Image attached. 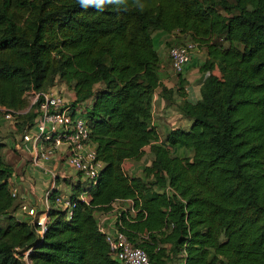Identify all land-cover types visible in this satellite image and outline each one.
Segmentation results:
<instances>
[{
  "label": "trees",
  "instance_id": "1",
  "mask_svg": "<svg viewBox=\"0 0 264 264\" xmlns=\"http://www.w3.org/2000/svg\"><path fill=\"white\" fill-rule=\"evenodd\" d=\"M157 32L175 45L196 42L206 74L199 98L179 103L189 128L161 140L151 124ZM178 76L177 89L162 87L166 98L184 96ZM57 81L76 103L91 99L85 118L103 167L87 202L72 187L69 218L53 190L40 235L10 214L12 169L0 138V264H24L16 247L31 249L32 264H122L97 214L126 199L136 212L121 211L116 228L150 264H264V0H0V106L22 110L26 90ZM33 116L19 114L16 131ZM146 146L151 164L129 174L124 162L140 160ZM179 146L191 155H173Z\"/></svg>",
  "mask_w": 264,
  "mask_h": 264
},
{
  "label": "built area",
  "instance_id": "2",
  "mask_svg": "<svg viewBox=\"0 0 264 264\" xmlns=\"http://www.w3.org/2000/svg\"><path fill=\"white\" fill-rule=\"evenodd\" d=\"M198 51V44L191 40L170 46L168 56L174 74H182L185 64ZM23 96L28 103L26 108L14 110L0 106V116L5 121L15 125L19 114L29 111L34 114L27 128L20 133V141L31 146L30 163L51 176L52 182L45 191L43 203L47 206L49 197L55 187L56 176L55 172L48 168L46 164L54 159L60 151L64 154V161L67 166L81 176L83 191L78 197L87 202L89 198L88 190L97 184L103 162L97 158L95 145L89 137L90 129L85 118L86 109L79 107L78 103L66 99L56 85L47 90H36L31 87L25 91ZM16 196V191L12 190L14 200ZM116 201L129 202V210L136 212V209L131 206V199ZM54 202L66 212L67 218L71 216L76 203L71 200V193L55 194ZM21 210L29 216L27 222L35 226L37 233L43 234L46 230L49 208L41 209L40 206L23 204ZM120 213L121 211L116 216V222L119 220ZM102 233L105 235L111 255L122 264H150L147 253L141 247L136 246L123 231L118 230L116 223L113 231H103ZM30 251V248L22 250L16 247L14 255L19 257L24 264H32L28 258Z\"/></svg>",
  "mask_w": 264,
  "mask_h": 264
},
{
  "label": "crops",
  "instance_id": "3",
  "mask_svg": "<svg viewBox=\"0 0 264 264\" xmlns=\"http://www.w3.org/2000/svg\"><path fill=\"white\" fill-rule=\"evenodd\" d=\"M154 42L158 49L161 68H160V86L156 89L151 99V124L155 126L159 132L160 140L165 136V134L175 128H189L191 121L185 119L182 113L179 110V103L183 98L191 102H195L199 98V89L200 85L203 82L206 74L200 71V66L205 61V54L203 51L199 50L193 55V57L185 64L184 71L181 74V77L184 79L182 83V89L184 96L179 95L177 92H172L166 98L162 93V87L166 89L175 90L178 88V81L180 76L174 74L170 66V60H165V56L162 54V48L160 44H164L170 40L169 34H162ZM173 38V37H171ZM166 45V44H165ZM159 46V48H158ZM197 72H201L200 75ZM69 99L74 101L75 94L71 90L69 92ZM75 102V101H74ZM91 104V99L78 103L79 107L86 109ZM3 118H0V125L6 126ZM15 125L12 127V133H9L10 130L2 129L0 126V138L1 141L5 144L3 150L4 159L10 164L12 169V175L10 182L12 185V190H15L17 196L14 200L13 209L10 211V214L14 215L17 219L28 220L29 216L25 211L21 210V206H40L41 209H46L51 207L50 201H48L47 206L43 203L45 191L51 185V176L50 174L44 172L43 170L34 167L30 163L32 156V149L30 144L23 143L20 141V132L14 131ZM145 155L149 154V146L144 148ZM189 151L183 147H175L173 151ZM191 155V154H190ZM143 156V157H144ZM178 156V155H177ZM142 157V158H143ZM142 158L140 160H142ZM138 160H128L123 164V168L131 175L135 168H133L134 162ZM151 161L146 163V166H149ZM46 166L55 172V182L54 189L55 194L63 193L69 194L72 192V187L77 184L82 187L83 180L81 176L73 171L67 166L64 161L63 152H59L57 156L50 160ZM90 198V197H89ZM88 198V200H89ZM130 203L127 201H115L112 203L111 210L107 212H98V224L100 230L103 231H113L115 229L116 216L119 211L123 209L128 210L131 216L134 215V212L129 210ZM182 260H180V263ZM179 264V263H178Z\"/></svg>",
  "mask_w": 264,
  "mask_h": 264
},
{
  "label": "rangeland",
  "instance_id": "4",
  "mask_svg": "<svg viewBox=\"0 0 264 264\" xmlns=\"http://www.w3.org/2000/svg\"><path fill=\"white\" fill-rule=\"evenodd\" d=\"M162 34L164 35L165 33L157 32L155 34V40L158 39V38H161V37H159V35H162ZM186 40H190V39H188L186 37H181V39L179 41L181 42V41H186ZM176 43H175V41H172V38L170 37V40H169L167 45H165V43L164 44H160V46L162 48L161 52L165 56V60L166 61L169 59V56H168L169 47L175 45ZM158 48H159V46H158ZM200 73L201 72H197L198 75H200ZM55 85L57 86V88L60 91V93H62V95L65 96V98L69 100V92L72 90V88L70 86H68L67 84L59 82V81H57V83ZM0 118H2V117L0 116ZM5 125L6 126H3V125H0V126L2 127V129L5 128L7 130H10L9 133H12L13 124L10 123V122H5ZM13 129H14V131H16V127L13 128ZM172 153H173V155H178V156H181V157L190 156V154H191L189 151H185V150H181V151L176 150L175 152L172 150ZM149 161H150V156H149V154H147V156H144L142 158V160H138V161L134 162L132 167L135 168V169L133 171H131L132 174H139V172H142V170L146 166V163L149 162ZM56 208H58V207L56 206Z\"/></svg>",
  "mask_w": 264,
  "mask_h": 264
},
{
  "label": "clouds",
  "instance_id": "5",
  "mask_svg": "<svg viewBox=\"0 0 264 264\" xmlns=\"http://www.w3.org/2000/svg\"><path fill=\"white\" fill-rule=\"evenodd\" d=\"M80 4L84 7L88 5H105V0H79Z\"/></svg>",
  "mask_w": 264,
  "mask_h": 264
}]
</instances>
